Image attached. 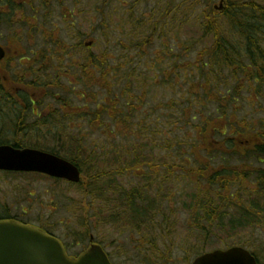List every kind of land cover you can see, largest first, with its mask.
<instances>
[{
    "label": "trees",
    "instance_id": "1",
    "mask_svg": "<svg viewBox=\"0 0 264 264\" xmlns=\"http://www.w3.org/2000/svg\"><path fill=\"white\" fill-rule=\"evenodd\" d=\"M12 1L11 11L1 12L3 21L16 27L38 20L37 10H31L33 14L26 18L24 7ZM171 2L173 5L161 17L163 34L169 17L182 24L204 2L207 10L200 16V27L203 38L214 41L199 54L195 69L188 71L195 77L198 75L204 84L189 87L191 96L186 100L191 105L190 112L182 114L184 123L198 131L191 142L187 137L171 139L164 129L159 130L161 138L156 140L158 129L127 122V117L133 121L136 115L133 105L125 100L126 88L121 87V80L130 75L126 68L136 71L129 65L135 63L134 57H117L115 46L80 57L84 45L78 42L68 48L57 40L52 29L40 46L27 50L30 57L17 47L14 39L18 37L10 38L15 55L11 63L16 65L25 58L31 64L26 67L19 63L27 76L14 79L7 72L16 66L9 63L2 68L0 145L49 151L76 164L89 180L77 186L88 197L92 196V201L96 197L107 203L111 197L106 198L108 192L102 190L110 189L116 201L124 205L129 227H135L136 232L159 231L161 238L152 244L153 250L166 261L176 246L173 237L180 236V223L189 232L181 236L194 255L207 252L204 250L217 239L228 248L230 244H238L251 249L244 238L264 233V119L256 124L249 114L239 121L237 114L230 111L234 105L242 104L245 97L252 106L264 103V5L260 0H225L224 11L217 12L216 0ZM153 36L143 46L136 44L137 48H148ZM184 51L186 55L191 53L189 48ZM179 66V63L173 66L176 77L180 75ZM191 97H196L197 102ZM208 107H213L214 113L204 115L203 110ZM36 118L39 121L34 123ZM70 122L99 134L106 145L94 142L90 150L84 136L77 138L70 132ZM176 145L189 146L194 153L192 166L186 160L178 166L185 170V176L177 175L175 181L171 175L177 172L170 168L171 161L157 164L153 161L155 153L140 152L178 149ZM199 153L203 161L197 160ZM166 155L182 158L175 153ZM132 173L138 175L139 186L122 188L119 178ZM180 181L185 185V189L181 188L182 195L178 196L177 189L166 190L167 184ZM173 199L176 207L171 209ZM98 209L92 214V231L110 222L103 209ZM81 235L83 239L87 237L85 233ZM255 254L259 264H263Z\"/></svg>",
    "mask_w": 264,
    "mask_h": 264
},
{
    "label": "rangeland",
    "instance_id": "2",
    "mask_svg": "<svg viewBox=\"0 0 264 264\" xmlns=\"http://www.w3.org/2000/svg\"><path fill=\"white\" fill-rule=\"evenodd\" d=\"M45 1L47 2L44 3ZM260 1L264 5V0ZM24 2H27L23 5L25 17L29 18L33 14L31 10L35 9L38 11V20L35 23L13 27V24L3 21V15L0 13L1 45L7 44L11 37H18L17 40L14 39L17 47L30 57L27 50L40 46L46 40L45 35L54 29L58 36L57 40L65 43L68 48L81 42L84 48L79 56L83 58L89 56L90 51L98 54L106 51L109 46L117 47V57L135 58V63L129 65H132L136 71L126 68V72H130V75L128 78L124 77V81L121 80V87L126 88L125 100L133 105L132 110L136 115L133 121L127 117V122L141 123L158 129L155 133L156 140L161 138L159 130L164 129L171 139L183 140L187 137L190 142L192 141V135L198 131L184 123L182 114L190 112L188 107L191 105L186 100L191 96L189 87L193 84L204 87V84H201L198 75L195 77L191 75L193 72L188 71L195 69L199 54L202 50L210 48L214 42L210 37L203 38V30L200 27V16L207 10L204 2L195 12L189 10V12L193 11V14L182 24L169 17L166 21L168 25L165 34L161 32L160 21L168 8L173 5L171 0H24ZM219 5L220 0H216L214 7ZM44 16L48 19L43 20ZM151 36L153 37L148 48H137L136 44L143 46L145 40ZM94 44L93 48L90 47ZM184 48H189L191 53L186 55ZM12 55L15 57L14 54ZM176 59L179 61L176 62ZM175 63L181 64L180 75L177 77L173 69ZM18 64L17 62L15 65L16 69L7 72L11 79L27 76L21 70L22 67L19 66L21 64ZM191 98L197 102L196 97ZM250 102L248 97L242 98V104L234 105L230 113H236V120L239 121L246 115L252 114V120L258 124L264 119V103L259 102L252 106ZM202 103H205L204 100ZM208 108L203 110L204 115L209 112L214 113L213 107ZM38 121L39 118H36L34 123ZM69 125L72 128L70 132L77 138L85 137L90 150L94 142L106 145L105 139L97 133H92L90 129L85 127L83 130L80 125L71 122ZM176 146L178 149L175 147L161 150L143 149L140 152L155 153L157 156L153 161L157 164L171 161L170 168L177 172L171 175V179L175 181L177 175L185 176V170L178 166L183 165L184 160L192 166L194 153L189 146L186 148ZM101 148H97V151L100 152ZM167 153L179 154L182 158H172L166 155ZM112 155L111 153L108 157ZM198 155L201 158L198 157L197 160L203 161L201 153ZM110 160L112 161V158ZM119 180L120 186L124 189H128L131 185L135 188L140 184L138 175L133 173ZM88 181L83 175L82 182ZM103 185L104 183H101L100 187ZM181 188L185 189L184 181L167 184L166 190L177 189L180 196L183 194ZM102 191L108 192L106 198L111 197L107 203L97 200L96 197L92 201V196L88 197L80 186L67 182L57 183L38 174L0 173V217L44 227L62 239L71 254H77L87 247L89 235L93 234L95 239L104 245L114 264H191L197 257L198 254L194 255L189 247H186L184 243L186 239L181 235L189 232L184 229L185 225L180 223L178 227L180 236L173 237L176 246L171 258L164 260L162 254L153 250L152 245L155 244V240L159 242L161 238L159 231L156 234L152 231L148 232L149 230L136 232L135 227H129L126 223L127 214L124 205L116 201V196L110 192V189L105 188ZM175 200H170L171 209L176 207ZM98 208L103 209L105 218L110 222L102 223L98 230L92 231L90 228L92 214ZM116 216L120 218H114ZM83 233L87 234L85 239L81 237ZM257 235L244 239L251 245V249H247L257 253L264 264V233ZM82 241H87L84 243L85 246L80 245ZM159 244L161 245V242ZM236 245L238 244H230L229 247ZM227 248L228 246L217 239L204 251Z\"/></svg>",
    "mask_w": 264,
    "mask_h": 264
},
{
    "label": "water",
    "instance_id": "3",
    "mask_svg": "<svg viewBox=\"0 0 264 264\" xmlns=\"http://www.w3.org/2000/svg\"><path fill=\"white\" fill-rule=\"evenodd\" d=\"M224 8L222 1L219 11ZM0 47V61L5 57ZM0 171L38 173L71 183L81 182L73 163L53 154L0 146ZM0 264H112L101 246L92 245L78 258H71L59 239L38 227L16 221H0ZM193 264H258L248 250L233 247L197 258Z\"/></svg>",
    "mask_w": 264,
    "mask_h": 264
},
{
    "label": "flooded vegetation",
    "instance_id": "4",
    "mask_svg": "<svg viewBox=\"0 0 264 264\" xmlns=\"http://www.w3.org/2000/svg\"><path fill=\"white\" fill-rule=\"evenodd\" d=\"M14 2H17V4L19 5V6H23V5H25L27 2H24V0H14ZM12 4H13V1L12 0H0V13L1 12H4V11H11V9H12ZM12 45V40L10 39L9 41H8V43L7 44H5V45H2V46H4V48L6 49V51H7V55H6V58L2 61V62H0V73H2V74H4L3 73V71H2V68L6 65V64H9V63H11V61H12V59H13V57H12V52H11V50H12V48L10 47ZM19 63L20 64H24V66H29L30 64H31V62L29 61V60H27V59H25V58H22V59H20L19 60ZM13 66L12 67H15V65L13 64V62L11 63ZM64 245H65V243H64ZM65 247H66V245H65ZM66 249H67V251H68V254H69V256L70 257H72V258H77L79 255H80V253H82V252H84L85 250H86V248H84L81 252H79V253H77V254H71L70 252H69V250H68V248L66 247Z\"/></svg>",
    "mask_w": 264,
    "mask_h": 264
}]
</instances>
